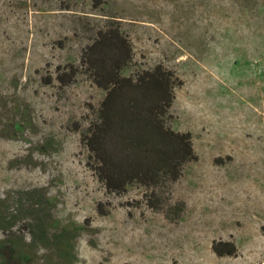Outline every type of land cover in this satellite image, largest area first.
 Returning <instances> with one entry per match:
<instances>
[{"label": "rangeland", "instance_id": "1", "mask_svg": "<svg viewBox=\"0 0 264 264\" xmlns=\"http://www.w3.org/2000/svg\"><path fill=\"white\" fill-rule=\"evenodd\" d=\"M108 27L131 45L124 75L181 82L169 127L196 159L154 197L109 192L82 143L106 95L82 55ZM30 190L0 264H264V0H0V214ZM40 198L58 242L24 226Z\"/></svg>", "mask_w": 264, "mask_h": 264}, {"label": "trees", "instance_id": "2", "mask_svg": "<svg viewBox=\"0 0 264 264\" xmlns=\"http://www.w3.org/2000/svg\"><path fill=\"white\" fill-rule=\"evenodd\" d=\"M82 60L89 77L106 92L96 119L82 138L99 181L111 193L122 194L137 183L156 196V189L164 181H177L183 165L196 159L191 134L169 127L174 90L181 83L179 78L163 65L134 76L124 75L123 71L133 60L132 48L120 29L113 27L99 30L85 47ZM60 81L68 85L71 79L60 75ZM37 194V190H30L17 197L15 205L8 207L11 210L0 214V231L13 234L11 231L17 227L16 214L24 202L36 200ZM41 199L29 206L33 210L24 226L33 243L50 239L58 242L63 236L56 233L50 236L45 217L39 209H34L42 203ZM212 249L219 257L237 254L232 242L214 241ZM14 253L13 248L10 254Z\"/></svg>", "mask_w": 264, "mask_h": 264}]
</instances>
